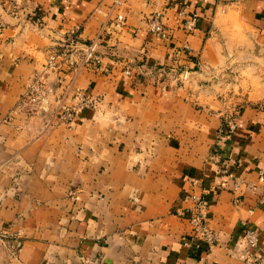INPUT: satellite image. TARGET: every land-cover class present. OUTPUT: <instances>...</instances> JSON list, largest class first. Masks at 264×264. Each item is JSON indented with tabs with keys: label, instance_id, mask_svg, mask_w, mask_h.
I'll return each mask as SVG.
<instances>
[{
	"label": "crops",
	"instance_id": "1",
	"mask_svg": "<svg viewBox=\"0 0 264 264\" xmlns=\"http://www.w3.org/2000/svg\"><path fill=\"white\" fill-rule=\"evenodd\" d=\"M0 24V264H264V0H0ZM193 180L212 248L186 243Z\"/></svg>",
	"mask_w": 264,
	"mask_h": 264
},
{
	"label": "built area",
	"instance_id": "2",
	"mask_svg": "<svg viewBox=\"0 0 264 264\" xmlns=\"http://www.w3.org/2000/svg\"><path fill=\"white\" fill-rule=\"evenodd\" d=\"M223 2V4H231L238 0H219ZM120 22L123 21V17L119 16ZM182 27L188 33L194 32L197 27V16L196 14H191L185 18L182 22ZM150 29L156 35L161 36L164 39L171 38V30L164 27V25L157 19L153 18L150 21ZM2 30V25L0 24V33ZM94 46H88L87 50V60L95 61L97 59L96 55L94 54ZM189 47L185 46L182 49L178 50L175 55H180L182 53H189ZM61 54V49H58L50 54L48 57L46 64H44V71L42 74L38 75L35 82L30 86L28 92L24 96V98H29L30 101L34 103H38L44 98L45 88V74L50 69L57 66V59L58 56ZM161 74L168 77L170 75H177V77L191 76V70L187 68H181L180 65H172L168 67H162L160 69ZM169 85V81L166 82ZM88 102L82 100L80 104L77 106H65L61 112L58 114V118L61 122L70 123L76 116L78 112H80ZM236 129V123L234 119L227 120V127L225 132H222L223 139L229 138ZM218 151L214 153V157H218ZM192 189L189 193L184 197V200L189 202V207L183 209L181 212L182 214L189 213L190 214V224H191V231L189 232L188 236L186 237V243L190 244L194 247H200L201 245H205L208 248L214 247L219 240L218 233L213 230L209 225V212H210V201L207 197L206 191L203 189L201 182L199 180H193ZM239 186V183L236 184V187ZM246 239L252 248H256L258 246V234L256 231H249L246 234ZM257 259V258H256Z\"/></svg>",
	"mask_w": 264,
	"mask_h": 264
},
{
	"label": "rangeland",
	"instance_id": "3",
	"mask_svg": "<svg viewBox=\"0 0 264 264\" xmlns=\"http://www.w3.org/2000/svg\"><path fill=\"white\" fill-rule=\"evenodd\" d=\"M233 3H235V2H233ZM226 5H228V4H226ZM184 77L185 76L177 77V75H175V76L174 75H170V76H168L166 78V81L174 82L177 86H180V85H184L186 82L190 81V79H191V76H188L187 78H184Z\"/></svg>",
	"mask_w": 264,
	"mask_h": 264
}]
</instances>
